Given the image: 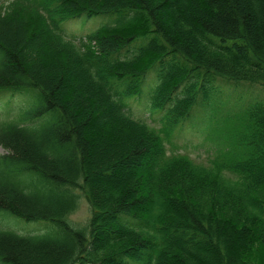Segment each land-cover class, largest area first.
Instances as JSON below:
<instances>
[{"label":"trees","instance_id":"16d2710c","mask_svg":"<svg viewBox=\"0 0 264 264\" xmlns=\"http://www.w3.org/2000/svg\"><path fill=\"white\" fill-rule=\"evenodd\" d=\"M16 95L0 219L50 227L0 223V264H264V0L0 4V99ZM194 121L217 144L209 167L168 150ZM100 140L118 150L107 165Z\"/></svg>","mask_w":264,"mask_h":264},{"label":"rangeland","instance_id":"374dc122","mask_svg":"<svg viewBox=\"0 0 264 264\" xmlns=\"http://www.w3.org/2000/svg\"><path fill=\"white\" fill-rule=\"evenodd\" d=\"M12 0H0V4H6ZM108 19L104 16L95 17L86 22L85 18L77 20L76 24L68 25V30L77 33L80 35L89 34L95 31L103 22H106ZM257 91H247L245 92L246 99L253 97H260L263 95H258ZM8 101V104L5 103ZM26 100L24 97L16 95L14 98H9L8 96L0 99V117L10 118L13 116V112H9V109H17L19 106L23 105ZM131 107H133V113L137 118L147 119L148 121L156 122L155 126L160 127L159 123V114L150 115L149 110L144 106H139L130 102ZM234 104L227 105L228 108L233 107ZM196 122L189 123L184 126V129L179 132L173 140V145L168 146L169 153L183 154L188 156L190 159L195 161V163L211 166L210 160L215 155L216 151V142L210 139H207V134L202 133V129H206L205 124ZM200 126V127H199ZM3 150L0 147V154H3ZM118 153V150H113L107 147L103 141L98 142V147L96 151V164L97 165H107ZM123 172L122 174H124ZM120 174V175H122ZM76 194L80 196L79 191H76ZM78 209L71 215L70 220L72 223L78 227L85 226L89 219L92 217L91 208L85 198L80 196L78 202ZM0 223L3 227L13 229L20 234H34L41 233L49 229L50 225L46 222H35L28 223L23 220L13 219L9 217H1ZM171 264V261H168Z\"/></svg>","mask_w":264,"mask_h":264}]
</instances>
